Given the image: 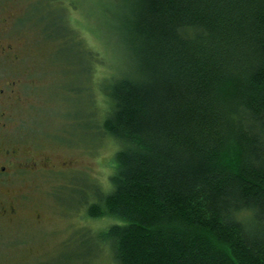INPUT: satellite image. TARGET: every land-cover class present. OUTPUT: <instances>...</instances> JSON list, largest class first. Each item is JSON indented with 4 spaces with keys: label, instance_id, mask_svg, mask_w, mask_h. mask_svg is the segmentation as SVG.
Listing matches in <instances>:
<instances>
[{
    "label": "trees",
    "instance_id": "trees-1",
    "mask_svg": "<svg viewBox=\"0 0 264 264\" xmlns=\"http://www.w3.org/2000/svg\"><path fill=\"white\" fill-rule=\"evenodd\" d=\"M107 10L121 72L99 85L101 118H82L118 146L109 190L84 202L113 220L92 233L96 261L264 264V0Z\"/></svg>",
    "mask_w": 264,
    "mask_h": 264
},
{
    "label": "rangeland",
    "instance_id": "rangeland-1",
    "mask_svg": "<svg viewBox=\"0 0 264 264\" xmlns=\"http://www.w3.org/2000/svg\"><path fill=\"white\" fill-rule=\"evenodd\" d=\"M110 3L0 0L2 28L16 56L2 69L20 81L0 134L12 139L20 156L5 189L17 196L15 213L0 214V264H111L107 253L96 261L92 233L113 220L89 218L84 202L93 199L92 188L109 190L118 146L94 132L93 119L87 126L82 119L104 114L99 85L121 72ZM55 22L65 32L53 34ZM90 52L99 58L95 69ZM81 231L91 232L80 239Z\"/></svg>",
    "mask_w": 264,
    "mask_h": 264
},
{
    "label": "flooded vegetation",
    "instance_id": "flooded-vegetation-1",
    "mask_svg": "<svg viewBox=\"0 0 264 264\" xmlns=\"http://www.w3.org/2000/svg\"><path fill=\"white\" fill-rule=\"evenodd\" d=\"M0 19V134L7 130L11 102L19 99L18 89L20 81H14L11 73L6 75L2 65L8 60L15 58L14 46L5 35ZM5 70V72H4ZM0 138V214L2 216H11L15 213L17 196L11 195L5 191L8 185L16 176L19 166L16 161L19 159V153L12 139ZM16 201V202H15Z\"/></svg>",
    "mask_w": 264,
    "mask_h": 264
}]
</instances>
